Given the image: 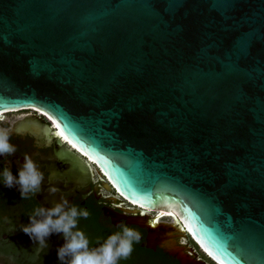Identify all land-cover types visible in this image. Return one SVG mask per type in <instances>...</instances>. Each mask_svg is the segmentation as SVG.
<instances>
[{
  "label": "water",
  "instance_id": "1",
  "mask_svg": "<svg viewBox=\"0 0 264 264\" xmlns=\"http://www.w3.org/2000/svg\"><path fill=\"white\" fill-rule=\"evenodd\" d=\"M30 108L217 264H264V0H0V114Z\"/></svg>",
  "mask_w": 264,
  "mask_h": 264
},
{
  "label": "flooded vegetation",
  "instance_id": "2",
  "mask_svg": "<svg viewBox=\"0 0 264 264\" xmlns=\"http://www.w3.org/2000/svg\"><path fill=\"white\" fill-rule=\"evenodd\" d=\"M26 110L6 113L0 119V127L9 130V142L17 149L12 156H0V264H61L57 249L64 243L62 233L49 236L47 248L41 249L19 227L29 223L37 207L49 209L59 203L60 194L70 205L88 211L87 219L78 218L74 231L84 232L90 249L120 231L117 225L122 223L140 233L131 255L118 264H217L186 230H181L179 221L127 201L94 162L67 142L57 141L58 134L46 115ZM69 151L81 161L76 162ZM25 155L37 161L45 179L39 194L22 198L16 187H4L2 173L10 167L17 176ZM49 186L58 188L59 193L49 195Z\"/></svg>",
  "mask_w": 264,
  "mask_h": 264
},
{
  "label": "clouds",
  "instance_id": "3",
  "mask_svg": "<svg viewBox=\"0 0 264 264\" xmlns=\"http://www.w3.org/2000/svg\"><path fill=\"white\" fill-rule=\"evenodd\" d=\"M9 140V130L0 127V156H12L16 153V147ZM23 160L17 176H13L10 167H6L2 175L4 187H16L21 197L27 198L29 194L35 196L40 193L45 174L30 156L25 155ZM47 192L49 195H56L59 189L49 186ZM60 195V202L54 203L53 207H37L29 217V223L19 226L20 231L38 243L41 249L47 248L46 239L49 236L62 233L64 243L57 249V258L61 264H118L119 260L131 255L133 243H138L141 239L138 231L126 224H119L117 227L120 231L108 236L98 247L90 249L84 232L74 231L77 229L78 218L87 219L88 211L70 205L63 194Z\"/></svg>",
  "mask_w": 264,
  "mask_h": 264
},
{
  "label": "bare ground",
  "instance_id": "4",
  "mask_svg": "<svg viewBox=\"0 0 264 264\" xmlns=\"http://www.w3.org/2000/svg\"><path fill=\"white\" fill-rule=\"evenodd\" d=\"M30 109H33V108H30ZM26 110V109H25ZM36 110V109H35ZM11 112H14V113H17V112H19V111H10V112H7V113H11ZM41 112V111H40ZM41 113H43V112H41ZM6 113H1L0 114V119H1V117H3L4 115H5ZM44 115H45V113H43ZM7 115V114H6ZM5 118V117H4ZM50 120V119H49ZM62 137V139H64L63 138V136H61ZM65 140V139H64ZM63 140V141H64ZM65 142H68L67 140H65ZM70 144V143H69ZM72 147H74L72 144H70ZM160 213L162 214V213H164V212H161L160 211ZM164 215L165 216H167V217H172L173 219H174V221L175 222H178V219L175 217V215L173 214V213H164Z\"/></svg>",
  "mask_w": 264,
  "mask_h": 264
},
{
  "label": "rangeland",
  "instance_id": "5",
  "mask_svg": "<svg viewBox=\"0 0 264 264\" xmlns=\"http://www.w3.org/2000/svg\"><path fill=\"white\" fill-rule=\"evenodd\" d=\"M21 112H28V110H24V111H21ZM11 113H14V112H11ZM17 113H20V112H17Z\"/></svg>",
  "mask_w": 264,
  "mask_h": 264
}]
</instances>
